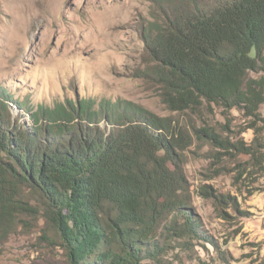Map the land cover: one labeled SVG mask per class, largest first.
I'll return each instance as SVG.
<instances>
[{
    "label": "trees",
    "instance_id": "16d2710c",
    "mask_svg": "<svg viewBox=\"0 0 264 264\" xmlns=\"http://www.w3.org/2000/svg\"><path fill=\"white\" fill-rule=\"evenodd\" d=\"M145 45L162 71L168 107L241 109L253 118V147L211 128L198 137L256 157L264 145V0H188L149 27ZM10 100L0 88L1 234L20 214L40 212L68 264H169L173 241L188 249L202 237L183 153L162 117L124 107L101 127L85 100L69 109L37 106L26 124ZM26 191L39 206L23 198Z\"/></svg>",
    "mask_w": 264,
    "mask_h": 264
},
{
    "label": "rangeland",
    "instance_id": "374dc122",
    "mask_svg": "<svg viewBox=\"0 0 264 264\" xmlns=\"http://www.w3.org/2000/svg\"><path fill=\"white\" fill-rule=\"evenodd\" d=\"M187 4L188 0H0V88L11 96V110L24 123H30L37 106L69 109L85 100L100 116L101 127L106 117L121 114L124 107L162 117L181 147L190 211L202 234L190 240L188 249L173 241L164 260L264 264V145H258L252 157L251 151L239 152L227 144L215 147L198 137L201 128H211L231 143L243 140L253 147L255 130L248 128L253 118L241 109L213 104L170 109L163 101L162 71L148 56L149 27ZM259 112L264 118V104ZM64 115L72 118L66 111ZM261 133L263 142L264 130ZM23 198L39 206L30 192ZM0 264L68 263L39 212L20 214L10 233H0Z\"/></svg>",
    "mask_w": 264,
    "mask_h": 264
}]
</instances>
